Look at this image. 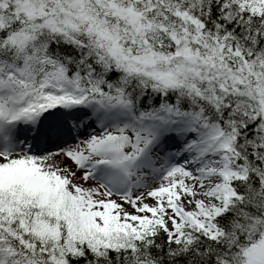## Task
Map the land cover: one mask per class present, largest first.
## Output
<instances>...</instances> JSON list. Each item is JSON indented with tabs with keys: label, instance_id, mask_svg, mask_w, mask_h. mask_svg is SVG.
<instances>
[{
	"label": "snow or ice",
	"instance_id": "obj_1",
	"mask_svg": "<svg viewBox=\"0 0 264 264\" xmlns=\"http://www.w3.org/2000/svg\"><path fill=\"white\" fill-rule=\"evenodd\" d=\"M0 264H264V0H0Z\"/></svg>",
	"mask_w": 264,
	"mask_h": 264
}]
</instances>
